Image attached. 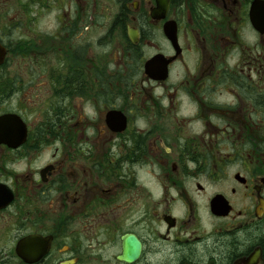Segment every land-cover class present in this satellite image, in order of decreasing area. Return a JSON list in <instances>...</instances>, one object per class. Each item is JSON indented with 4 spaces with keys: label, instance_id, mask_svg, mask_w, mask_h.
<instances>
[{
    "label": "flooded vegetation",
    "instance_id": "af4514ba",
    "mask_svg": "<svg viewBox=\"0 0 264 264\" xmlns=\"http://www.w3.org/2000/svg\"><path fill=\"white\" fill-rule=\"evenodd\" d=\"M0 46V264H264V0H0Z\"/></svg>",
    "mask_w": 264,
    "mask_h": 264
},
{
    "label": "water",
    "instance_id": "95a60500",
    "mask_svg": "<svg viewBox=\"0 0 264 264\" xmlns=\"http://www.w3.org/2000/svg\"><path fill=\"white\" fill-rule=\"evenodd\" d=\"M4 56H5V50L3 49V47H1L0 46V65L2 64V62H3V60H4ZM4 119H7L6 117H1L0 118V125L2 124V123H4ZM129 242V245L131 246V250L132 251H130L131 253H136L137 252V250H138V245L137 244H135V243H133V241H132V239L131 238H129L128 240H127V243Z\"/></svg>",
    "mask_w": 264,
    "mask_h": 264
},
{
    "label": "rangeland",
    "instance_id": "374dc122",
    "mask_svg": "<svg viewBox=\"0 0 264 264\" xmlns=\"http://www.w3.org/2000/svg\"><path fill=\"white\" fill-rule=\"evenodd\" d=\"M12 9H13V12H15L16 7L13 6ZM10 63H11L10 70L12 71V73H18L17 59L15 57L12 58V56H11Z\"/></svg>",
    "mask_w": 264,
    "mask_h": 264
},
{
    "label": "trees",
    "instance_id": "16d2710c",
    "mask_svg": "<svg viewBox=\"0 0 264 264\" xmlns=\"http://www.w3.org/2000/svg\"><path fill=\"white\" fill-rule=\"evenodd\" d=\"M16 53L13 52V55H15ZM1 93V92H0Z\"/></svg>",
    "mask_w": 264,
    "mask_h": 264
}]
</instances>
